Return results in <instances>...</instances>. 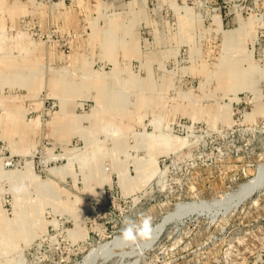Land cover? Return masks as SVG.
I'll return each mask as SVG.
<instances>
[{
	"label": "rangeland",
	"instance_id": "obj_1",
	"mask_svg": "<svg viewBox=\"0 0 264 264\" xmlns=\"http://www.w3.org/2000/svg\"><path fill=\"white\" fill-rule=\"evenodd\" d=\"M261 165L264 0H0V264H264Z\"/></svg>",
	"mask_w": 264,
	"mask_h": 264
},
{
	"label": "clouds",
	"instance_id": "obj_2",
	"mask_svg": "<svg viewBox=\"0 0 264 264\" xmlns=\"http://www.w3.org/2000/svg\"><path fill=\"white\" fill-rule=\"evenodd\" d=\"M125 227L122 229V239L128 243H136L138 238H150L152 227L151 218L145 217L139 225L129 218L124 220Z\"/></svg>",
	"mask_w": 264,
	"mask_h": 264
},
{
	"label": "bare ground",
	"instance_id": "obj_3",
	"mask_svg": "<svg viewBox=\"0 0 264 264\" xmlns=\"http://www.w3.org/2000/svg\"><path fill=\"white\" fill-rule=\"evenodd\" d=\"M263 182H264V165H261L260 168H259L258 174L254 178L248 180V182L244 183L242 185V189L240 190L239 193H241V191H243L244 189H248V191H249V188L251 189V188H254L256 186L262 185ZM244 192L246 193L247 191H244ZM245 193H242V194H245ZM241 197H242V195H241ZM155 229H157V228H155ZM119 241H122L121 237H116L115 239H113L111 241H108L107 243L94 248L92 250V252L90 253V255L80 264H89V263H91L93 261V259L97 256L98 253L103 254V253L108 252L112 248V246H115L117 244V242H119Z\"/></svg>",
	"mask_w": 264,
	"mask_h": 264
}]
</instances>
